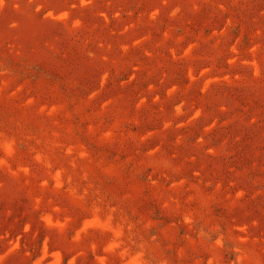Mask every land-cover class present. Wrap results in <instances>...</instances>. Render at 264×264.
Instances as JSON below:
<instances>
[{
	"label": "rangeland",
	"instance_id": "rangeland-1",
	"mask_svg": "<svg viewBox=\"0 0 264 264\" xmlns=\"http://www.w3.org/2000/svg\"><path fill=\"white\" fill-rule=\"evenodd\" d=\"M0 264H264V0H0Z\"/></svg>",
	"mask_w": 264,
	"mask_h": 264
}]
</instances>
